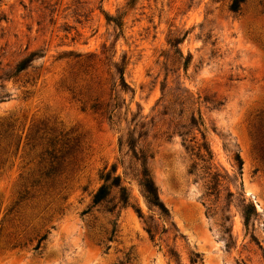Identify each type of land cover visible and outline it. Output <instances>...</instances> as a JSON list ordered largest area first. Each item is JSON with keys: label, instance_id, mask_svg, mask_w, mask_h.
<instances>
[{"label": "rangeland", "instance_id": "obj_1", "mask_svg": "<svg viewBox=\"0 0 264 264\" xmlns=\"http://www.w3.org/2000/svg\"><path fill=\"white\" fill-rule=\"evenodd\" d=\"M127 2L0 0V124L12 126L0 140V264H264V0L237 13L231 0ZM201 134L222 177L213 193ZM53 138L69 155L56 180L34 186L39 144ZM141 156L174 229L144 200ZM113 168L142 219L92 204Z\"/></svg>", "mask_w": 264, "mask_h": 264}, {"label": "trees", "instance_id": "obj_2", "mask_svg": "<svg viewBox=\"0 0 264 264\" xmlns=\"http://www.w3.org/2000/svg\"><path fill=\"white\" fill-rule=\"evenodd\" d=\"M138 0H128L126 6L129 8H133ZM245 2V0H231L230 5H229V11L232 13H237L240 10L241 5ZM109 21H112L115 26H117L120 30L123 27L122 22L118 20H112L108 19ZM178 44H180V41H175L173 46L176 47ZM32 60L30 59H23L21 60L18 65L16 66L15 73H20L26 67L29 65V63ZM188 63V59H187ZM187 63L184 65L185 69L187 67ZM127 67V63L123 60L121 63L115 65V70L116 74L118 76V85L121 88V90L124 93H127L130 91L127 83L125 82L124 79V74L125 70ZM111 120V117L108 118ZM264 121V119H263ZM6 122V121H5ZM190 125L194 128L197 127H203V121L200 112L197 110L196 115L193 113L190 117ZM264 125V124H263ZM11 124L6 122V124H0V140L9 138V130H11ZM262 134V133H260ZM264 134V133H263ZM203 142L200 143L196 147V157L204 164V168L206 170V174L209 176V181L207 184V191H211L212 193L216 191V189L219 187V183L221 182V178L219 174L217 173H210L211 170L213 169V156L210 150V147L206 141V137L204 134H201ZM259 136V135H258ZM257 136V141H258V154L259 157L262 161H264V135L263 137H258ZM57 144L58 141L56 138L53 139H48L45 144H39L40 147V152L38 154V159H39V165L42 166L40 171L38 172L39 176L38 178L33 182V185H44L48 186L50 183H52L54 180H56L57 176L59 175V167L62 165L64 159L66 156L69 155V151L64 152V145L61 146V149L57 150ZM129 148L135 153V142L134 141H129L128 143ZM138 159V158H137ZM140 170L138 172V183L139 186L141 187L142 193L144 200L149 208L156 209L159 215V219L165 222L166 226H169V230L174 229V225L172 222L169 221V212L168 210L164 207L162 202L159 200L157 188L154 185V182L150 176V173L146 167V158L144 156H141L140 159ZM215 169V168H214ZM115 172V168L112 169L110 173H106L102 175V181L103 184L98 188L96 193L94 194L92 198V204L94 206L99 205V204H104V203H111L112 206L107 209L109 213H113L116 209H125L130 207L131 209L134 210L138 218L142 219V213L139 208H137L135 205H132L130 203V197L127 192V189L122 186V179L120 176H112V174ZM112 189L117 190V195L115 203H113V199H109L110 197V192ZM211 193V194H212ZM23 197H21L22 199ZM11 213L12 211H8ZM243 216H244V223L245 226H248L251 217L256 216V211L253 205L249 204L244 207L243 209ZM5 217L3 220H1L0 225V232L2 231V225L4 223ZM166 229L163 230V233H166ZM146 233L149 237V240L151 242H155V236H156V231L155 228L152 225H146ZM47 239V234L41 235L37 239V243L33 248V251L39 252L42 243ZM169 255L171 258L174 260H177V254L174 251H169ZM198 255H192L190 257L189 262L190 264H195L197 263L198 260Z\"/></svg>", "mask_w": 264, "mask_h": 264}]
</instances>
